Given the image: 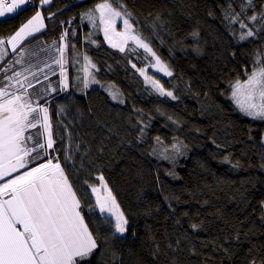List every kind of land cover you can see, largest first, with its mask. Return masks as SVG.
Returning <instances> with one entry per match:
<instances>
[{"label":"trees","instance_id":"trees-1","mask_svg":"<svg viewBox=\"0 0 264 264\" xmlns=\"http://www.w3.org/2000/svg\"><path fill=\"white\" fill-rule=\"evenodd\" d=\"M32 1L35 8L0 18V37L14 34L39 9L48 26L11 51L0 72L28 48L59 46L67 32L72 88L61 92L54 81L56 91L44 90L37 69L31 95L63 126L64 141L53 127L56 152L41 151L28 168L56 157L78 198L86 197L82 214L100 245L91 264H264V121L245 116L229 97L231 85L252 72L264 32L235 40L224 19L235 0H120L136 32L172 71L157 80L178 97L173 100L136 70L155 63L150 54L132 41L123 53L111 47L84 15L104 0H53L42 8L41 0ZM263 5L255 0L248 11L260 13ZM50 52L37 58L39 70L54 61ZM85 55L95 65L88 66L89 81H99L87 88ZM7 74H0V86ZM101 175L128 219L123 236L112 235L113 223L98 210L89 211L95 206L89 185L99 187Z\"/></svg>","mask_w":264,"mask_h":264},{"label":"snow or ice","instance_id":"snow-or-ice-1","mask_svg":"<svg viewBox=\"0 0 264 264\" xmlns=\"http://www.w3.org/2000/svg\"><path fill=\"white\" fill-rule=\"evenodd\" d=\"M49 3L50 0H41L43 5ZM114 3L116 7L113 6ZM31 4L32 0H11L10 3L8 0H0V18H5L9 14H18ZM252 6L253 0H244L241 4V13L232 10L231 4L224 10V19L230 24L239 23L241 29H247L246 33H241L240 40L257 35L256 31L240 19L243 10ZM84 15L93 26L96 20H99L104 26L105 39L111 47L123 53L128 42L132 41L136 48L144 49L154 59L155 63L149 67L156 68L166 76L173 75L169 66L145 42L142 35L136 32L130 22L132 13L120 0H112L111 3L104 0ZM259 18L264 20V12L259 14ZM117 19L122 20V31L116 30ZM156 19L158 20L159 16ZM249 19L255 22L258 16L252 15ZM42 28H44V17L40 11H37L14 34L7 38L0 37V59L7 54L4 49L5 44L11 45L12 50L15 51L23 40L40 32ZM191 35L198 36L199 33L193 32ZM66 36L67 32L61 36V40ZM66 48V44L57 48L59 57L54 58V63L60 67L61 91L67 90L69 86L65 68ZM84 60L86 63L83 70L86 76L83 84L87 88L89 82L98 84L99 81L94 76L89 81L88 76L91 73L88 72V66L95 68V65L91 64L86 55ZM16 63H21V60H17ZM46 67L51 66L46 65ZM132 67L136 68V65L133 64ZM136 70L161 96L178 99L172 91L165 90L158 80L148 76L146 69L136 68ZM40 71L43 73V69ZM52 74L55 75V72ZM22 75L21 72L14 73V76L7 77L9 83L0 87V180L20 169H27L0 183V264H91V258L100 245L85 222L81 200L73 190L58 158H49L46 162L27 168L30 161L42 158L41 151L48 155V149L55 150V140L48 107L41 105L38 100L33 102L28 89L33 88L34 85L27 76L21 80ZM32 76L36 78L35 73H32ZM44 79H48L47 73H44ZM37 83H39L38 79ZM231 87V99L237 109L253 120L264 121V63L254 67L253 71L247 74L245 81L241 82L237 79ZM10 89L14 90L10 91ZM52 91L56 89L53 88ZM113 98L115 99L116 96L113 95ZM30 129H40V131L34 136L29 133ZM143 132L142 128L141 133ZM40 137H45L44 142H40ZM156 140L160 143L159 137ZM29 141L32 142L31 148L28 146ZM173 148L179 151L176 144ZM70 158L68 156L65 159ZM53 159L57 162L53 163ZM225 160L227 161V157ZM234 167H239V164ZM97 179L100 181V187L89 185L96 197L95 206L90 207L89 211L95 213L98 208L106 222L113 223L114 219L112 235L123 236L127 232L128 219L120 209L111 189L104 182V177L101 175ZM199 227L192 225L194 230ZM250 264H256V261L251 260Z\"/></svg>","mask_w":264,"mask_h":264},{"label":"rangeland","instance_id":"rangeland-1","mask_svg":"<svg viewBox=\"0 0 264 264\" xmlns=\"http://www.w3.org/2000/svg\"><path fill=\"white\" fill-rule=\"evenodd\" d=\"M52 1L53 0H50V3L49 4H51L52 3ZM242 2H244V0H235L234 2H232V1H229V4H231V9L232 10H234L236 13H241V4H242ZM254 2H255V0H253V4H254ZM10 3V2H9ZM257 3H258V0H257ZM49 4H46V5H43V4H41L40 5V8H42V7H44V6H48ZM36 7V2L34 1H32V4H31V6H28V7H26V8H35ZM252 7H250V8H248V7H246L244 10H243V14L241 15V17H240V19L241 20H243V22L244 23H246L247 25H248V27L249 28H252L253 29V31H256L257 32V35L256 36H254V37H248L247 39H249V38H253V39H256L257 37H258V34L259 33H261V32H264V21L262 20V19H260L259 18V14L261 13V12H264V5H263V7L261 8L262 10L260 11V13L259 12H253V13H249V11L248 10H250ZM240 10V11H239ZM38 11H40L41 12V14H42V16L44 17V28H42L41 29V31L40 32H37V33H34L32 36H29V37H27L25 40H23L18 46H17V48H16V50H18L29 38H31V37H33V36H35V35H37V34H39V33H41L42 31H44L46 28H47V21H46V19H45V16H44V13H43V11L41 10V9H39ZM13 15H15V14H9V15H7V17H5V18H9V17H11V16H13ZM35 15V14H34ZM97 15H98V13H97ZM252 15H257L258 16V20L257 21H255V22H253V21H251L250 19H249V17H251ZM3 19V18H2ZM75 21H76V18H72V19H70L69 20V22L71 23V24H73V23H75ZM25 24V23H24ZM95 27H98V28H102V30H103V25L102 24H100V22H99V20L97 19L96 20V24H95ZM232 28H233V30H234V38H235V40L238 42V43H240V42H243V41H245V40H247V39H245V40H240L239 39V37H240V35H241V33H246L247 32V29H241L240 27H239V23H235V24H232ZM116 30L117 31H122L123 30V23H122V20L121 19H117V21H116ZM103 33H104V31H103ZM262 43L261 44H263L264 45V35L262 36ZM130 42V41H129ZM129 42H128V45L126 46V49H128V47L130 46V44H129ZM260 42V41H259ZM58 44V42H54L53 43V45H52V48H50V46L49 47H46V49H44V50H39V46L38 45H35V46H33L32 48H28L27 50H26V53L22 56V57H20V55H18L17 57H18V60H21V63H16L15 62V64H13V62L16 60V59H13V60H11V65L12 66H10V67H15V68H17V69H10V67H9V69L7 70L6 69V66H3V68H2V70H1V72H0V74H5L6 72L8 73L7 74V76L5 77V79H4V81H3V83H2V86H0V87H3L4 85H6V84H8L9 83V81H8V79H7V77H11V76H14V73H16V72H21V73H23V75L20 77V79L21 80H23L24 79V76H27L28 77V80L29 81H31V83L32 82H35L36 81V78H31L30 79V77H31V75H32V73H34V72H37L36 70L38 69V72H40V73H42L40 70H39V68L37 67V65H36V63L38 62V60H37V58H40L41 56H39V55H48L49 54V51H51L52 50V53H51V55L52 56H54V58H58L59 57V53L56 51V49L57 48H59V47H61V46H63V45H67V43H65V41L64 40H62V42H60V45L58 46L57 45ZM57 45V46H56ZM4 49L6 50V55H4L3 56V58L2 59H0V66L4 63V60H6L7 58L9 59L12 55H10V52L8 51V49H7V47H6V45H4ZM125 49V50H126ZM10 50L12 51V52H15V51H13L12 50V47H11V45H10ZM37 51H39V53L37 54ZM67 52H68V50H67V48L65 49V57H67L66 56V54H67ZM259 54V55H258ZM258 54H256V57H255V65H254V67H259L260 66V63H264V48L262 49V50H259L258 51ZM30 58H33V59H30ZM7 59V60H8ZM259 62V63H258ZM48 65H50L51 67L49 68V67H46V66H43L42 67V69H43V73H47V75H48V79L47 80H45V79H43V82L45 81V84H43V89L45 90V88L46 89H50V90H52L53 88H55V89H57L56 87H54L53 85H52V83L54 82V81H57L58 83H59V85H60V80H61V75H60V67L57 65V64H55L54 63V61L53 62H51V63H48ZM65 68H66V70H67V73H68V67L65 65ZM52 69H56V74H58V78H52V76H53V70ZM254 69V68H253ZM253 71V70H252ZM149 72H152V73H154L153 74V79H160L161 77H163V76H166V75H164V73H162V72H159V71H157L156 70V68H154V67H148V69L146 68V73H147V75H149ZM251 73V72H250ZM250 73H247V74H250ZM247 74H246V76H245V79L243 80V81H245L246 79H247ZM44 78V76H40L39 77V79L40 78ZM243 81H241V82H243ZM12 83H14V81H12ZM33 84V83H32ZM49 85V86H48ZM68 88H67V91L69 92L70 91V88H72V84H71V82H70V77L68 78ZM45 86V87H44ZM38 88H36V86H34L33 87V89H31V88H29L28 89V92H29V94H30V96L33 94V92H34V90H37ZM12 90H14V89H10V91H12ZM60 91V90H59ZM54 92V91H53ZM62 92V91H61ZM231 93H232V87H231V89H230V93H229V97L231 98ZM229 98V99H230ZM31 99H33V97L31 96ZM231 101H233L232 99H230ZM36 100H34V102H35ZM39 101V103H40V100H38ZM233 103L235 104V102L233 101ZM43 106H45V105H43ZM50 115V114H49ZM50 121H51V125H52V135H53V127H56L57 129H58V131H59V133H60V137H61V139H62V141H64V139H63V136H62V134H61V131H63L64 130V128H63V126H60L59 125V123H55L54 122V120H51V115H50ZM259 121H261V120H259ZM40 131V130H39ZM29 133L30 134H33L34 136H35V132H34V130L33 129H30L29 130ZM40 139V142H44V140H45V137H40L39 138ZM28 145H31L32 146V142L31 141H29L28 142ZM48 150H52V152L53 151H55L56 152V149L55 150H53V149H48ZM51 158H53V157H51ZM54 158H56V157H54ZM54 162H56V159H53V163ZM34 162H29L28 163V165H27V168L28 167H30V166H32V164H33ZM34 167V166H33ZM15 175V173H12V175ZM13 175V176H14ZM13 176H9L10 178L11 177H13ZM9 178V179H10ZM8 179V180H9ZM7 181V180H6ZM105 183H106V181H104ZM100 187V186H99ZM109 188V187H108ZM94 194V193H93ZM101 195H103V192H101ZM94 196H95V194H94ZM95 198V201H96V197H94ZM81 200V206H82V212H83V209L86 207V205H87V199H86V197H83V198H81L80 199ZM94 201V202H95ZM97 210H98V208H97ZM113 223H114V219H113ZM126 234V233H125Z\"/></svg>","mask_w":264,"mask_h":264},{"label":"water","instance_id":"water-1","mask_svg":"<svg viewBox=\"0 0 264 264\" xmlns=\"http://www.w3.org/2000/svg\"><path fill=\"white\" fill-rule=\"evenodd\" d=\"M14 175V174H13ZM13 175H11V176H13ZM10 177L8 176V177H5L3 180H0V183H2V182H5L6 180H8Z\"/></svg>","mask_w":264,"mask_h":264},{"label":"crops","instance_id":"crops-1","mask_svg":"<svg viewBox=\"0 0 264 264\" xmlns=\"http://www.w3.org/2000/svg\"><path fill=\"white\" fill-rule=\"evenodd\" d=\"M5 45H6L7 49H8V51L11 52L10 45H8V44H5Z\"/></svg>","mask_w":264,"mask_h":264},{"label":"bare ground","instance_id":"bare-ground-1","mask_svg":"<svg viewBox=\"0 0 264 264\" xmlns=\"http://www.w3.org/2000/svg\"><path fill=\"white\" fill-rule=\"evenodd\" d=\"M9 2H11V0H9ZM20 174H21V173H20ZM16 175H19L18 172H16L14 176H16ZM14 176H13V177H14ZM13 177H11V178H13ZM11 178H10V179H11Z\"/></svg>","mask_w":264,"mask_h":264},{"label":"flooded vegetation","instance_id":"flooded-vegetation-1","mask_svg":"<svg viewBox=\"0 0 264 264\" xmlns=\"http://www.w3.org/2000/svg\"><path fill=\"white\" fill-rule=\"evenodd\" d=\"M6 182V181H5ZM2 183H4V182H2Z\"/></svg>","mask_w":264,"mask_h":264},{"label":"built area","instance_id":"built-area-1","mask_svg":"<svg viewBox=\"0 0 264 264\" xmlns=\"http://www.w3.org/2000/svg\"><path fill=\"white\" fill-rule=\"evenodd\" d=\"M8 2H9V0H8Z\"/></svg>","mask_w":264,"mask_h":264}]
</instances>
